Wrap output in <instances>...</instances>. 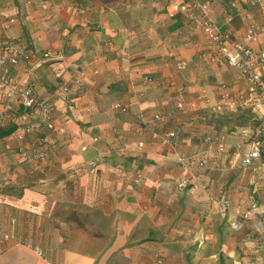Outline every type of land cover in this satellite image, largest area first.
Returning a JSON list of instances; mask_svg holds the SVG:
<instances>
[{
  "label": "crops",
  "instance_id": "1",
  "mask_svg": "<svg viewBox=\"0 0 264 264\" xmlns=\"http://www.w3.org/2000/svg\"><path fill=\"white\" fill-rule=\"evenodd\" d=\"M208 1L229 39L264 48V2ZM176 4L0 0V52L28 54L7 72L50 108L25 111L0 89V109L11 106L0 125H15L0 138V264H215L219 252L230 256L216 228L196 222L215 206L200 168L181 169L176 155L199 153L213 133L223 135L227 156L237 155V124L248 118L225 116L247 113L263 133L264 104L209 112L220 83L233 98L245 80ZM249 25L253 41L243 37ZM168 129L175 136L162 144L158 135ZM216 153L207 160L213 170H233L231 161L213 163Z\"/></svg>",
  "mask_w": 264,
  "mask_h": 264
},
{
  "label": "built area",
  "instance_id": "2",
  "mask_svg": "<svg viewBox=\"0 0 264 264\" xmlns=\"http://www.w3.org/2000/svg\"><path fill=\"white\" fill-rule=\"evenodd\" d=\"M263 2L264 0H260V3ZM176 9L190 21L193 28L199 29L208 42L219 50L223 62L228 66L237 68L245 80L244 90L238 92L233 98L230 97L227 86L224 83H220L218 85L220 100L208 105L209 112L216 114L222 110L233 112L238 108H260L264 104V69H257V65L264 64V48L258 52H253L248 45L229 39L227 34L222 32L220 27L212 20L208 0H177ZM261 11L264 14V8ZM243 37L245 40H255L256 34L252 26L249 25L245 29ZM202 57L204 58L205 56L202 55ZM19 58L27 59L28 54L14 48L10 49L7 53L0 52V89L4 91L7 98H13L25 111L37 107L49 113L50 108L44 100L39 99L30 87L20 84L16 78L7 72L6 64H15ZM208 59L213 61L215 57L211 56ZM176 67L178 68L179 64ZM144 80H148V78L145 77ZM60 89L66 91L67 87L62 85ZM175 91L180 92L181 86H175ZM112 107L120 111L125 110V107L118 102H114ZM175 108L181 110L183 108L182 102L176 101ZM10 109L9 103L3 105L0 109V122L5 117V112ZM152 117L155 120H162L163 114L156 112ZM47 126L50 127L51 124L48 123ZM23 130L24 132L29 131V127L25 126ZM240 133L242 136L246 135L250 139L248 149L241 158L243 165H249L253 159L258 158L260 143L255 136L248 134L245 129H241ZM262 134L264 137V132ZM174 136V130L168 129L159 134L158 139L162 144H169ZM203 141L209 143V145L199 153H178L176 155L181 169L186 170L193 164H205L212 152H222L225 149L223 135L220 133L206 134L203 136ZM138 145H141V143H138ZM2 237L7 238L8 236L3 234Z\"/></svg>",
  "mask_w": 264,
  "mask_h": 264
},
{
  "label": "rangeland",
  "instance_id": "3",
  "mask_svg": "<svg viewBox=\"0 0 264 264\" xmlns=\"http://www.w3.org/2000/svg\"><path fill=\"white\" fill-rule=\"evenodd\" d=\"M235 113L229 115L230 117L224 115V121L234 122L240 114L248 118L247 122L237 124L242 125L238 127L239 133L241 129H245L248 134L255 136L264 153V137L258 130L257 122L251 119L250 115H246V112V114L237 111ZM241 137L239 145L242 149L234 150L238 151L237 155L229 153L230 156H227L222 151L211 158L213 163L218 164L231 161L230 163H234L233 170L215 171L212 160L206 162L205 165H192L200 168L197 170L202 176L199 177L200 187L206 194V199L215 204L211 211L209 207H204L203 212L196 218V222L204 228H216L219 247L227 241L224 250L231 252L229 257L224 251L221 252L224 264L231 263L230 260L238 261L240 264H264V209H260L264 201V164L259 157L253 159L249 165L241 163L240 159L247 151L250 141L246 135H241ZM204 148L206 146L202 149ZM232 167L229 166V168ZM211 171L215 173L210 175ZM215 264H219L218 257Z\"/></svg>",
  "mask_w": 264,
  "mask_h": 264
},
{
  "label": "trees",
  "instance_id": "4",
  "mask_svg": "<svg viewBox=\"0 0 264 264\" xmlns=\"http://www.w3.org/2000/svg\"><path fill=\"white\" fill-rule=\"evenodd\" d=\"M187 22L190 24V21L187 20ZM221 29V28H220ZM222 32H224L221 29ZM225 33V32H224ZM226 34V33H225ZM202 55H204V51H200L198 52V56H200L201 58ZM222 60V58H221ZM15 129V125L14 124H7V125H0V138L7 136L8 134H10L13 130ZM209 145V143H207ZM260 161L264 164V153L262 152V150L260 149L259 151V156ZM209 158V157H208ZM208 160V159H207ZM218 259H219V264H224L222 261V256H221V252L218 253Z\"/></svg>",
  "mask_w": 264,
  "mask_h": 264
}]
</instances>
